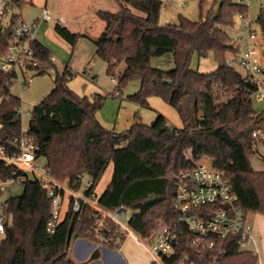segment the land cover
I'll return each instance as SVG.
<instances>
[{"label": "trees", "instance_id": "16d2710c", "mask_svg": "<svg viewBox=\"0 0 264 264\" xmlns=\"http://www.w3.org/2000/svg\"><path fill=\"white\" fill-rule=\"evenodd\" d=\"M115 1L118 11H98L106 25L95 52L107 63V74L117 81L110 96L119 95L129 81L139 79V90L128 100L149 106V98L158 96L177 110L182 126L171 125L158 113L151 124L137 120L123 132L106 128L97 112L107 95H78L68 86L74 73L65 67L62 73L57 72L50 93L30 111L28 133L37 147V157L44 156L49 174L73 189H80L87 177L91 181L87 193L96 189L112 163L111 181L99 195V203L106 208L125 205L134 209L129 225L143 238H152L168 225L179 233V254L188 253L196 264H257V254L240 250L232 238L217 241L212 249L193 246L194 236L173 206L179 171L208 158L225 172L243 210L264 214V171H255L250 160L258 138L253 132L257 128L264 131V112L257 113L253 107L258 86L227 61L237 56V49L225 28L233 26L235 16L248 12V4L244 0H215L219 2L217 11L202 13L199 21L180 15L177 23L161 24L162 0ZM256 22L264 37V8ZM11 28L0 29V57L9 45ZM55 29L75 46L77 33L60 24ZM32 46L40 61L37 74L56 66L48 47L38 40ZM168 53L173 54V68L152 65L154 57ZM195 53L200 57L213 53L216 69L195 71L191 67ZM121 63L124 68L117 74ZM12 81V75L0 70V95L4 96L0 138L5 143L18 138L22 129V101L11 93ZM15 176L14 166L0 163V178ZM23 185L21 194L2 204L5 229L0 264H81L71 258L69 250L78 237L92 239V208L85 206L80 213L69 208L50 233L51 198L46 186L31 177ZM220 248L225 251L222 256ZM99 255L95 250L91 259Z\"/></svg>", "mask_w": 264, "mask_h": 264}, {"label": "built area", "instance_id": "2783aa9c", "mask_svg": "<svg viewBox=\"0 0 264 264\" xmlns=\"http://www.w3.org/2000/svg\"><path fill=\"white\" fill-rule=\"evenodd\" d=\"M58 19L64 24L65 19L58 16L47 5L42 8L39 21H29L17 0H0V29L11 28L9 45L0 57V70L13 76L21 85H29L37 74L40 61L33 48L37 40L38 25ZM247 39L243 50L236 57L230 56L228 63L239 67L247 81L255 82L260 98H264L263 66L256 44V29L251 21L246 22ZM11 86V84H10ZM4 96L0 95V105ZM21 113V107L19 108ZM2 122L0 121V131ZM253 135H264L261 128ZM37 147L28 133V127L21 129L18 138L5 143L0 138V163L16 168V176L0 178V191L11 183H23L28 178L38 179L46 186L51 198V216L47 230L53 233L64 220L69 208L80 213L85 206L92 208L93 227L89 231L98 244L120 247L129 235L136 232L129 225L131 216H127L129 207L119 205L106 208L99 203L96 191L87 193L91 181L87 180L80 189L71 188L49 174L46 168L36 164ZM173 206L179 212V220L193 234V246L214 248L217 241L232 238L240 250L248 247L252 238L253 224L249 215L239 204L230 180L225 172L216 168L211 159L198 161L193 167L179 171L175 181ZM214 207V208H213ZM5 216H0V231L5 229ZM138 239L151 252L159 264H196L188 253L179 254L180 236L172 226L161 227L152 238ZM219 256L225 252L218 250Z\"/></svg>", "mask_w": 264, "mask_h": 264}, {"label": "rangeland", "instance_id": "374dc122", "mask_svg": "<svg viewBox=\"0 0 264 264\" xmlns=\"http://www.w3.org/2000/svg\"><path fill=\"white\" fill-rule=\"evenodd\" d=\"M34 2L44 7L47 0H34ZM162 2L163 6L160 13L161 24L177 23L179 21L180 15H183L192 21H199L202 13L207 14L209 12H216L219 5V2L215 0H206L202 4L201 0H162ZM244 2H246L249 6L248 12L244 16H235L233 26L226 27L225 29L230 34L232 39L235 40L238 39L241 35H243L244 31H246L244 24L247 21H251L252 26L256 29V41L258 43L259 57L261 63L264 66V37L262 35L260 26L256 22L257 15L259 14L260 10L264 8V0H244ZM80 3V0H48L47 5L50 9H52L56 5L59 8L64 6L73 8L74 6H81ZM95 3L96 0L94 1V3L90 2L84 6L87 12H91L93 10V7L96 6ZM97 3H100V7L108 11L115 12L118 11L120 8L119 4L115 0H102L101 2ZM22 5L24 16L26 18H28V16L30 15L28 11H38L35 9L37 7L30 3L24 2ZM133 10L136 13L141 14L139 10L134 8ZM54 25V20L50 23H44L38 31L37 37L42 42L46 43L47 46L50 47V49L52 50L56 66L49 68L45 73L34 74L32 77V81L31 83H29V85H21L17 79H14L10 87L11 93L21 98L22 101V128L26 129L28 127L31 117L30 111L32 110L33 106L39 103L47 94L50 93V91L54 87V79L57 72L62 73L66 65H69V67H73L74 69L73 73L75 75V78L69 81V83H71L68 84V86L75 93L80 96L92 97L95 94H100V92L102 93V91H104L103 95H107L103 106L97 112L98 119L106 128L114 129L117 132H123L129 129L131 125L134 124L137 120H140L145 124H151L155 120L158 113L162 114V112L160 111L161 108H159L156 103H150V99L149 106H142L136 102L128 100L129 95L139 90V79L129 81L128 84L122 89V92L119 95H116L114 97L110 96L111 92H115L117 81L115 82L112 76L106 74L107 72H105L106 70H104L103 68L104 61L96 56V50H94L92 57H94L93 55H95L96 57L94 58H97L95 70L99 76L97 77V81L93 83L97 89H93L91 83L86 80V78L84 77L85 74L82 71L84 67L92 66L89 63V60L92 58L89 56V53L91 51L90 44L84 41V38H81L80 43L74 52L72 50V46L70 47L69 44L64 43L54 33ZM152 65L155 67H160L161 69L169 70L174 67V58L172 57V55H168L167 57L163 58L154 57L152 59ZM122 67L123 65L120 64V66H118V68L116 69V73L117 71H121ZM191 67L195 71L210 72L216 69L217 61L213 53H210L205 57H200L198 54L195 53L191 61ZM237 69L242 72L239 67ZM150 98H152V100L154 99L159 100L161 102H165L162 98L158 96H151ZM163 104L168 106L170 111L174 112V114L178 118H180L177 110L174 107H172L167 102ZM253 107L257 113L264 112V98H260L259 92H256L253 95ZM207 159L208 158H205L200 161H205ZM250 160L251 165L255 171H264L263 139L259 137L257 138L256 152L251 155ZM36 164L39 165L41 168H44L46 165V158L44 156L38 157L36 160ZM109 169L110 166L108 167V172H110ZM86 181L87 178H84L83 183H85ZM7 187L8 189L6 188L0 195V211L2 210V204L5 197L21 194L24 185L23 183H11ZM133 212L134 209L129 208L127 216H131ZM250 216L253 217L252 214H250ZM131 252L140 260L150 259L151 262L149 264H159L155 262L151 256H149V251L142 244L134 243L131 247Z\"/></svg>", "mask_w": 264, "mask_h": 264}, {"label": "crops", "instance_id": "0c3cea01", "mask_svg": "<svg viewBox=\"0 0 264 264\" xmlns=\"http://www.w3.org/2000/svg\"><path fill=\"white\" fill-rule=\"evenodd\" d=\"M80 1H81V3H80L81 6H78V7L74 6L73 8H69L68 6H64V7L59 8L56 5L52 8V10L55 14H57L58 16H61L65 19L64 24L60 23L58 19L54 20V23H55L54 33L64 43L69 44L70 47L72 45L70 43H68L56 31L55 26L57 24H60L64 27H67L72 33H77L78 34V40H77L75 46H72V50L75 52V50L77 49V47L80 43V39L84 38V41L89 43L91 46V49H90L91 51L89 53L90 54L89 56L92 57L94 50H96V48H97L99 36L102 33V31L104 30V27L106 25L105 21H103L101 18H99L98 11L105 10V9L100 7V5H99L100 3H97V2H101L102 0H96V3H95L96 6L93 7V10L91 12H87V10L84 6L90 2L94 3L95 0H80ZM24 2L30 3L34 6H36L37 8H35V9L38 10L36 12L28 11L30 13V15L28 16L27 19L29 21H39L40 16H41V11L43 8L42 5H38V3L34 2V0H23L22 3H19L21 5L22 11H23V8H22L23 5L22 4ZM47 4H48V0H47L45 5H47ZM44 23H47V22L39 23L37 33ZM245 24H244V26L246 29ZM47 32H48V30H47ZM36 36H37V34H36ZM85 39H87V40H85ZM246 39H247V32L244 31L243 35H241L238 39L233 40V45L237 49V56L243 50ZM37 40L40 43H42L43 45H45L46 47H48L47 44L42 42L38 37H37ZM256 44L258 46L257 41H256ZM48 48L50 49V47H48ZM168 55H172V57H173L172 53H168V54L161 56L159 58L167 57ZM93 56L96 57L95 55H93ZM94 57H92L89 60V63L92 66L91 67L86 66L82 69V71L85 74L84 77L86 78V80L88 82L91 83L93 89H97L96 86L93 84L97 81V79H98L97 77L99 76L95 70L97 58L95 59ZM121 64L123 65V67L121 68V71H122L124 68V63H121ZM262 66H263V64H262ZM65 67H68L70 70H72V72L74 71L73 67L71 68V67H69V65H66ZM103 68H104V70H106L105 72H107V63L105 61H104ZM158 68H160V67H158ZM121 71H117V74H120L119 72H121ZM74 76H72V78H70L69 81H71L73 78H75ZM113 80L116 82L115 78H113ZM69 81H68V84L71 83V82L69 83ZM82 94H84V93H82ZM100 94L103 95L104 91H102V93L100 92ZM149 99H150V103H154V104L156 103L158 105V107L161 108L160 111L162 112V114H164V116L167 118V120L169 121V123L171 125L176 126V127L182 126L180 118H178L174 114V112L170 111L168 106L163 104L165 102H161L159 100H154V99L152 100V98H149ZM259 138L263 139V141H264V135L260 136ZM109 166H110V169H109L110 172H108V168H107V170L104 174L105 180H104V176H103L101 181L99 182V184L97 185V187L95 189V191L98 195H100L106 189L107 185L111 181V177H112V173H113V164L111 163ZM7 189H8V187H7ZM9 189H10V187H9ZM6 198H8V197H5V199ZM4 200H3V202H4ZM0 212L2 215V210ZM250 214H252L253 217L250 216ZM248 215H249V219H250L251 223L253 224V233H252V238L249 242V245L246 249L251 250L255 254H257V256H258V263L257 264H264V214L250 212V213H248ZM0 235H1L0 236V240H1L4 236V233L0 231ZM137 235H138L137 232H136V234L129 235L126 238L124 244L120 247L105 246V245L98 244L93 239L86 238V237H78L72 241L69 253H70L71 258L74 261H76L77 263H81V264H149L151 262L150 259L149 260L148 259L147 260H140L137 256H135L131 252V247L134 243L142 244L147 249V247L138 239ZM95 250H98L100 252V255H99V257H97L95 259H91V256ZM149 254H150L149 256L152 257V254L150 251H149Z\"/></svg>", "mask_w": 264, "mask_h": 264}]
</instances>
